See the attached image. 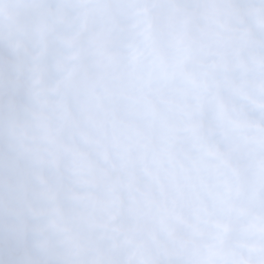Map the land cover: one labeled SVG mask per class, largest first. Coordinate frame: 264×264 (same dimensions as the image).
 <instances>
[{
  "label": "clouds",
  "instance_id": "obj_1",
  "mask_svg": "<svg viewBox=\"0 0 264 264\" xmlns=\"http://www.w3.org/2000/svg\"><path fill=\"white\" fill-rule=\"evenodd\" d=\"M0 264H264V0H0Z\"/></svg>",
  "mask_w": 264,
  "mask_h": 264
}]
</instances>
